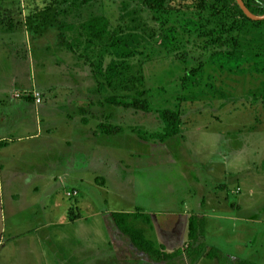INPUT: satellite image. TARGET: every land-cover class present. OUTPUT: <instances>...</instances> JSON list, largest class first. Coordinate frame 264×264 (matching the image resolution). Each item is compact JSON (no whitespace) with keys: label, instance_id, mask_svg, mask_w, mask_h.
<instances>
[{"label":"rangeland","instance_id":"rangeland-1","mask_svg":"<svg viewBox=\"0 0 264 264\" xmlns=\"http://www.w3.org/2000/svg\"><path fill=\"white\" fill-rule=\"evenodd\" d=\"M198 5L171 0L172 12L154 13L143 0H0V106L28 101L27 123L36 118L42 135L69 137L74 147L54 168L52 140L63 146L46 140L52 176L20 187L18 205L0 196V264H221L191 261L193 214L205 217L197 244L264 264V20L253 26L229 7ZM100 16L113 38L90 47L84 25ZM132 85L146 91L148 112L108 103L133 95ZM166 108L181 125L161 139L157 111ZM107 114L122 127L116 136L100 132ZM21 118L9 128L17 134ZM42 139L9 145L32 160L28 148L42 150ZM64 174L71 178L57 199L50 192ZM138 209L151 220L134 222L145 239L180 257L157 262L120 232L112 211Z\"/></svg>","mask_w":264,"mask_h":264},{"label":"trees","instance_id":"trees-1","mask_svg":"<svg viewBox=\"0 0 264 264\" xmlns=\"http://www.w3.org/2000/svg\"><path fill=\"white\" fill-rule=\"evenodd\" d=\"M95 0H81L82 4H89ZM247 8L254 15H264V6L260 7H251L246 0H243ZM145 7L149 11L154 13H164L167 10L173 11L170 8L171 0H143ZM198 7H204L206 3L217 4L222 8H231L236 13H238L242 18L246 19L251 25H260L261 22L253 21L249 19L241 10L236 0H198ZM216 6V5H215ZM264 22V21H262ZM109 21L106 17H93L87 21L84 27L87 29L88 34L86 39L88 40V46L90 45H107L108 42L113 38L112 32L110 31ZM119 43V39L116 40ZM91 47V46H90ZM106 47V46H105ZM128 50L126 49V52ZM129 52L131 50L129 49ZM135 80H143V76L135 78ZM130 82V80H129ZM134 90V91H133ZM133 95L119 96L111 95L108 97V103L117 107H123L124 109H133L139 112H148L149 111V101L146 97L145 90L136 89L132 85ZM260 102L264 110V92L260 96ZM83 114V111H81ZM157 116L160 121L163 123L162 132H160L161 139L171 138L179 134L181 119L180 114L177 111L172 109H160L157 111ZM111 119V114L104 116L103 122L100 123L99 128L100 132L107 136H116L122 131V127L112 125L109 121ZM81 121L87 123L86 117H82ZM111 217L115 226L120 230L124 235H127L131 238L132 243L139 249L148 253L153 257L155 261H169L171 259L180 257L183 254L182 250H177L172 253H167L165 246L161 243L155 241L146 240L144 237V229L136 227L135 221L143 220L145 223L150 224V216L147 213L138 209L134 212H123L116 211L112 212ZM205 227V217L202 215H190L188 218V237L189 241L187 245L186 252L191 255V261L197 263L203 257H208L215 259L221 264H255L244 260L238 257L230 256L222 252L216 247H208L204 242L197 244L198 238L204 234ZM110 233V232H109ZM209 248V249H208Z\"/></svg>","mask_w":264,"mask_h":264},{"label":"crops","instance_id":"crops-1","mask_svg":"<svg viewBox=\"0 0 264 264\" xmlns=\"http://www.w3.org/2000/svg\"><path fill=\"white\" fill-rule=\"evenodd\" d=\"M29 104V107L31 106L28 101H22L21 103H9V105L0 106V122H3V126L6 129L11 128L12 124L14 122V118L16 116L22 117L21 120H19V127L21 129H24V131H27L29 128L33 129V132H21L17 134L15 131H11V129L7 131L0 132V196H2V199H4V203H15L18 205V201L23 196V190L20 187H24V185H30V183L37 178L38 180H42L44 178H47L49 176H52L51 173V165H47L44 162V152H46L43 149V145L45 144L46 140H52V137H55V140H60L59 143L62 144L63 148L62 151H57V145H59L56 141L52 140V144L56 146H52V148L55 150L54 152L58 153V157L54 159V168H62L61 165L65 164L64 160L66 157L70 159V157L73 154L74 147L71 146L72 142L69 137L66 136H57L56 134H53L54 132H49L47 129V133L43 134V129L40 132V127H42L40 123H38V120L34 118V123H31L30 125L27 123V119L32 116L31 108L29 109L27 105ZM33 109V107H32ZM50 113V112H47ZM32 114V115H30ZM46 115V114H45ZM49 121L52 120V118H48ZM36 126V127H35ZM78 133H84V131H79ZM86 138H87V134ZM42 136H44V139L38 141V145H41L42 150H39L37 147L35 150L32 148H28L32 151L33 159L31 160V157L28 159L27 154H25L27 151H21L16 145V147L13 148V146L9 145V143L12 144L16 139H27L26 141H34L37 139H41ZM7 138H13L12 140ZM75 142V141H74ZM76 143V142H75ZM15 145V144H14ZM68 150V151H67ZM67 152V153H66ZM21 157L25 162L22 166L19 165L16 158ZM53 168V170H54ZM68 174H64V176H61L60 183L61 186L57 187L58 189L52 190L50 193L52 196L56 197L58 199L60 194L63 193L65 187L64 184L67 180H69ZM73 185L72 187L78 188L79 190V184L82 183L83 179L82 177H77L74 180H71ZM35 185H38L35 182H32ZM62 187V188H61ZM87 187V186H85ZM60 188V189H59ZM87 188H85L86 190ZM80 192V191H79ZM11 193V194H10ZM57 195V196H56ZM87 194H84V196ZM83 193L80 192V197L83 198ZM62 197V196H61ZM60 198V197H59ZM64 206L65 203H64ZM47 209V206H45ZM18 211V207H16ZM116 212V211H112ZM15 213V212H12ZM42 227H49V222L42 224Z\"/></svg>","mask_w":264,"mask_h":264},{"label":"water","instance_id":"water-1","mask_svg":"<svg viewBox=\"0 0 264 264\" xmlns=\"http://www.w3.org/2000/svg\"><path fill=\"white\" fill-rule=\"evenodd\" d=\"M237 4L241 8L242 12L251 20H264V15H254L250 12V10L247 8L243 0H236Z\"/></svg>","mask_w":264,"mask_h":264},{"label":"built area","instance_id":"built-area-1","mask_svg":"<svg viewBox=\"0 0 264 264\" xmlns=\"http://www.w3.org/2000/svg\"><path fill=\"white\" fill-rule=\"evenodd\" d=\"M39 101H40V99L38 98V99H37V102H39Z\"/></svg>","mask_w":264,"mask_h":264}]
</instances>
